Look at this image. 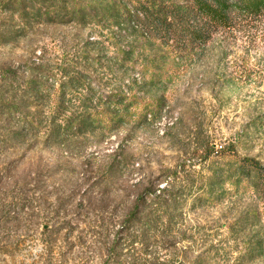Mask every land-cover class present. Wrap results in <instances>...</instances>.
I'll list each match as a JSON object with an SVG mask.
<instances>
[{
    "label": "rangeland",
    "instance_id": "obj_1",
    "mask_svg": "<svg viewBox=\"0 0 264 264\" xmlns=\"http://www.w3.org/2000/svg\"><path fill=\"white\" fill-rule=\"evenodd\" d=\"M109 3L0 0V99L71 76L127 109L27 152L0 131V264H264L263 192L222 157L264 165V15L187 54Z\"/></svg>",
    "mask_w": 264,
    "mask_h": 264
},
{
    "label": "trees",
    "instance_id": "obj_2",
    "mask_svg": "<svg viewBox=\"0 0 264 264\" xmlns=\"http://www.w3.org/2000/svg\"><path fill=\"white\" fill-rule=\"evenodd\" d=\"M120 1L122 4L119 7L112 3L108 5L113 9L112 18L126 17L154 37L166 43L172 40L179 49L186 48L187 54L196 45L207 44L213 30L230 28L236 19L242 17L264 15V0ZM76 82L69 76L54 90H50L42 81L31 84L27 89L6 88L5 97L0 99V114L6 119V125L0 131L7 135L3 143L7 152L16 149L32 151L44 139L51 143L77 139L91 130L90 127L111 126L114 121H122L125 113L121 111L126 108H119L115 114L109 112L113 106L107 103L108 106L105 104L101 107L99 99L95 100L96 94L84 89L77 90L81 87ZM74 85L76 90H72ZM148 105L144 104L145 107ZM222 157L234 164L243 176L250 177V182L254 179L251 183L261 188L264 203V165L254 157L239 158L230 152L222 154ZM158 191L159 194H156L148 189L139 197L134 207V218L145 198H149L153 204V197L159 199L167 192L166 187L158 188Z\"/></svg>",
    "mask_w": 264,
    "mask_h": 264
}]
</instances>
